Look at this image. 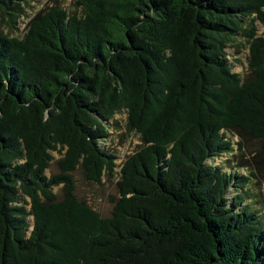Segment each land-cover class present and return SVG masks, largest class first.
<instances>
[{
	"label": "trees",
	"instance_id": "obj_1",
	"mask_svg": "<svg viewBox=\"0 0 264 264\" xmlns=\"http://www.w3.org/2000/svg\"><path fill=\"white\" fill-rule=\"evenodd\" d=\"M29 1L0 0L11 26ZM76 4L0 31V264H264L260 211L228 196L264 182V0ZM239 37L244 78L227 52ZM119 112L142 145L117 171ZM228 133L259 143L249 175L209 161L234 150ZM79 166L119 174L111 216L78 197Z\"/></svg>",
	"mask_w": 264,
	"mask_h": 264
},
{
	"label": "rangeland",
	"instance_id": "obj_2",
	"mask_svg": "<svg viewBox=\"0 0 264 264\" xmlns=\"http://www.w3.org/2000/svg\"><path fill=\"white\" fill-rule=\"evenodd\" d=\"M56 2L69 10L74 11L79 9L76 4V0H30L24 5L25 13L19 16L16 23L11 26L10 20L7 15H3L0 10V31L5 33L11 32L12 35H19L24 31L25 24L41 9H46ZM259 33L264 32V26L258 23ZM239 51V52H238ZM230 62L233 67V71L238 72L244 78L249 73V44L248 41L239 37L238 40L232 42L227 47ZM115 119H118L119 123L111 125L110 137L108 144L115 150L118 156L116 163L118 165L117 171L120 165L127 159V157L137 151L142 141L140 136L134 132L129 131L126 126V114L117 113ZM113 122V121H112ZM120 125L119 127H117ZM228 138L233 142L234 150L228 153H222L210 159L209 161L214 165H220L225 172H238L242 175H249L250 169L248 164L253 162V157L250 152L251 149L259 146L256 141H245V147L239 150L237 147L238 136L228 133ZM55 159L52 161L50 167L46 170V174L51 176L54 173L60 171L57 160L61 157V154L54 152ZM74 178L76 181V193L79 198L86 200L94 209H96L103 217H109L112 215L114 208V202L112 198L119 197L118 178L119 174L116 173L114 177L109 178L104 176L101 182L89 181L84 174L83 168L79 166L74 171ZM243 189L235 191V187L230 189L228 196L233 198L236 194H243L244 204H252L257 210L260 211L262 219L264 221V182L257 180L253 177L247 181ZM54 191L57 193L59 198L63 197L62 186H56ZM31 224L33 219L30 218ZM32 226L29 228V233Z\"/></svg>",
	"mask_w": 264,
	"mask_h": 264
}]
</instances>
